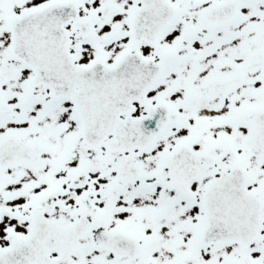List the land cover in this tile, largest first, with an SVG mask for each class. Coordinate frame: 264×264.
Instances as JSON below:
<instances>
[{"label": "snow or ice", "instance_id": "1", "mask_svg": "<svg viewBox=\"0 0 264 264\" xmlns=\"http://www.w3.org/2000/svg\"><path fill=\"white\" fill-rule=\"evenodd\" d=\"M0 264H264V0H0Z\"/></svg>", "mask_w": 264, "mask_h": 264}]
</instances>
